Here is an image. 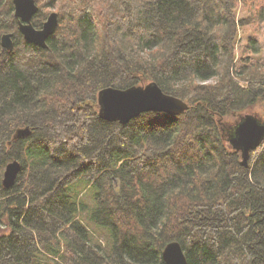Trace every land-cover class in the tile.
Here are the masks:
<instances>
[{
  "label": "trees",
  "instance_id": "trees-1",
  "mask_svg": "<svg viewBox=\"0 0 264 264\" xmlns=\"http://www.w3.org/2000/svg\"><path fill=\"white\" fill-rule=\"evenodd\" d=\"M247 1L264 25V0ZM245 2L35 0L33 27L58 16L39 48L0 0V264H164L172 241L187 264H264V140L246 167L227 140L243 115L264 120L262 44L235 61ZM152 82L188 109L98 117L99 90Z\"/></svg>",
  "mask_w": 264,
  "mask_h": 264
},
{
  "label": "water",
  "instance_id": "water-1",
  "mask_svg": "<svg viewBox=\"0 0 264 264\" xmlns=\"http://www.w3.org/2000/svg\"><path fill=\"white\" fill-rule=\"evenodd\" d=\"M14 18L18 32L23 39L39 48H46L47 39L58 26L57 13L48 15L39 29L33 27L31 20L37 13L35 0H12ZM1 46L7 51L12 49V34H3ZM98 117L106 122L126 124L144 113H165L178 116L184 113L187 104L172 95L165 94L154 82L145 86H133L127 89L106 87L97 93ZM31 135L28 127L17 129L13 139H22ZM228 143L240 153L241 164L247 166L250 152L258 148L264 140V122L252 114L243 115L227 135ZM21 165L14 160L7 163L2 174L1 187L9 190L13 187ZM164 264H187L184 252L176 241L168 243L161 253Z\"/></svg>",
  "mask_w": 264,
  "mask_h": 264
},
{
  "label": "rangeland",
  "instance_id": "rangeland-1",
  "mask_svg": "<svg viewBox=\"0 0 264 264\" xmlns=\"http://www.w3.org/2000/svg\"><path fill=\"white\" fill-rule=\"evenodd\" d=\"M241 1H244V0H241ZM245 4L246 5H244V3H242V4H240V7H238L237 19L238 20H244L243 22H245V24L244 25H238V28H237V38H236V43H235V53H236L235 61L238 60L237 56L240 55L242 49L247 48V44H248L249 40L252 38V39L257 40L258 42H260L262 44L263 51H262L261 57L259 58V61L261 63H263L264 62V25H256L254 23H247L246 20L250 19L249 18L250 14L248 12V8L251 6V4L247 0H246ZM51 12H55V11L50 10L49 13H51ZM46 13H47L46 11H43V14H46ZM46 16H45L43 22L45 21ZM252 114L253 115L256 114V116H257L259 114V112L257 111V113L254 112ZM260 120L264 122V120H262V119H260ZM227 124H230V123H227ZM74 188L76 191L83 190L84 185L79 184L77 186H74ZM86 224L91 225L89 227L94 228L97 232L99 231L97 226H95L91 220H87ZM92 225H94V226H92ZM85 227L87 228V226H85ZM6 232H7L6 229H3L0 227V234H4Z\"/></svg>",
  "mask_w": 264,
  "mask_h": 264
}]
</instances>
